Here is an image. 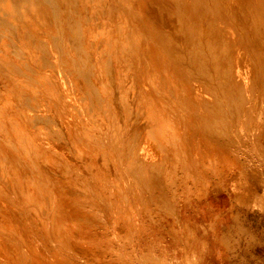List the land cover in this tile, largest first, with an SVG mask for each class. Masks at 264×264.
I'll list each match as a JSON object with an SVG mask.
<instances>
[{
    "label": "bare ground",
    "instance_id": "obj_1",
    "mask_svg": "<svg viewBox=\"0 0 264 264\" xmlns=\"http://www.w3.org/2000/svg\"><path fill=\"white\" fill-rule=\"evenodd\" d=\"M9 1L5 0V3L9 5ZM15 15V20L6 21L7 25L10 23L22 28L47 26L48 29L50 26L62 27L59 32L54 28L57 33L52 32L53 27H50L51 31L43 30L44 33L39 30L42 35L36 31L37 27L35 29L32 27V32L35 34L28 33L34 41L41 43L35 47V49L39 47L37 50H40V53L36 55L39 51L36 54L33 52L38 62L44 64L43 68L39 66L44 69V72L38 73L37 77L41 76V79L45 77L48 80L47 82L44 79L47 87L60 91L58 80L61 77L59 78V75L76 72L83 80L81 86L84 96L79 101L85 100V106H82V109L77 99H72L71 96L74 94L69 95L71 98L68 97L66 103L79 116L83 112L84 117L87 116L90 122L94 117L95 120L91 123L98 129L108 127L109 131L113 130L114 137L105 140L101 135L90 136L86 128L84 130L75 128L78 137H71L73 133L69 125L73 122L70 116L63 112L66 106L52 109V116L40 115L37 112V119L44 121L43 127L47 128L48 140L54 143L56 150L52 154L54 159L52 162L51 160L41 161V165L38 164L39 162L34 163L35 168H33V164L25 157L27 154L16 156L6 148V146L13 149L16 147L13 136L16 133L12 125L7 124L5 128L0 126V133H4L7 137L4 143L0 142V170L5 174L3 176L5 184L12 182L18 185L26 198L23 202L34 201L42 205L43 216L48 219L49 215L54 223L51 228L47 220L38 213L30 211L28 206H20V204L18 206L15 201L13 202L14 198L10 197L9 192L7 193L5 184L0 183V264H68L70 260L60 257L56 251L59 245L67 249L86 248L104 229L127 232L132 225L128 218L136 219L135 214L139 213L137 206L141 202L139 199L147 195L144 191H152L149 193L153 201L156 195L160 197L159 195L163 194L156 193V188L161 187L160 182L162 180L165 182L168 173L172 170L169 171L167 155L166 160H161L163 164L159 159L163 157L162 154L165 157L166 152L170 153L169 162L171 161L172 164L177 163L178 157H180V163L185 164L186 154L192 153L197 159V165L203 167L206 166V162L213 163L219 174H222V171L218 170L219 165L230 170L235 168L236 170L233 171L236 176L233 186L231 185L232 189L240 175H243L245 177H242L243 181L247 182L248 163L243 157L241 158L244 162L241 160L239 152L245 150L244 153H247L249 149L246 143L249 141L260 144L259 141L264 140V0H32L31 5L19 8L15 11ZM64 26H70L73 32L66 34ZM84 26L87 28L106 26V29L104 31L100 29L99 33L93 36L88 33L89 28L86 31L83 30ZM16 31L17 34L14 32L17 35L16 38L24 37L20 35L18 29ZM26 38L29 36L26 35ZM26 40L25 42H29ZM121 40L129 41V43ZM67 42L69 45L66 44ZM135 44L137 46L140 44L142 47L138 46V48ZM17 45H8L7 48H11L13 56L21 54L19 55V57L22 56L21 65H16L8 60V57L7 63L9 66L15 65L18 74H22V77L40 83L36 76L28 72V69L31 71L35 66L31 67L29 63L28 56L31 57L32 54L25 53L32 50L29 49L31 44L27 47L28 49L24 44L23 47ZM67 45L73 50H66ZM107 45H111L109 53L104 47ZM35 49L33 47L32 51ZM139 49L142 51L139 52ZM139 54H141L140 58ZM104 56L109 64L104 65L102 61ZM19 57L16 56V59ZM54 58H57V61H54ZM4 60L1 62L5 65ZM31 60L34 59L31 58ZM5 70L9 71L6 68ZM10 71L12 72L8 73L13 74L14 70ZM18 74L11 78L14 80ZM93 76L100 80L95 81ZM26 79V82L23 81L22 84L27 86V83L29 85L31 83L32 86L34 82ZM64 79H67L66 75ZM123 79H126L128 85ZM70 82L72 84V81ZM108 82L115 84L117 91L122 95L121 100L113 98L114 101H111L106 91ZM34 84L36 86L37 83ZM39 86H36L37 91H40ZM0 87L3 85L1 84ZM152 89L155 90V94L151 92ZM118 92H116L117 95ZM29 93L31 95V91ZM9 97L11 99V96ZM24 98L28 99H26V102L28 101L26 105H24L25 99L24 104L22 105L21 102L19 105H22L21 109L25 114L27 112L30 114V110L37 111V103L38 110H42V101L40 103L37 100L36 103L33 99L36 103L34 104L30 101V97ZM115 101H117V107H111ZM128 104L136 107V111L130 109L133 112L131 117L129 115L131 119H126L125 110ZM8 113L13 114L12 110H8ZM67 117L68 120H66ZM87 119L85 120L88 122ZM141 119L144 120L143 123H139L143 121ZM35 122L38 124V121ZM2 123L0 124L4 125ZM13 123L17 125L16 121ZM129 123L131 126L132 124L140 125H135V129L128 132ZM35 125L36 129L38 125ZM54 125L55 128H52ZM117 126L121 131L114 130ZM27 129V126L20 128L19 134L22 133L25 136ZM187 129L191 130L192 134ZM222 135L229 136L231 139L235 138L238 143L237 149L232 150L230 148L232 146L229 147L231 145L229 141L227 142L229 145L223 141L220 143L219 138ZM26 136L25 142L34 143L35 135L32 132L27 133ZM168 137L172 138L171 145L168 144ZM56 142L61 143V147ZM260 150L264 151V145H261ZM83 160H85L84 164ZM64 165L69 169L77 166L78 173L74 172L75 169L73 171L70 169L71 172L67 173L73 175L74 172V176H64L62 174L65 172ZM195 167L193 165L194 169ZM201 170L196 172L192 170V172L201 174L203 173ZM59 178L85 181L90 186H81L79 189L77 185V189L66 186L68 188L66 191L65 186H59ZM173 181L171 183L175 184L176 182ZM15 188L18 189L17 186ZM182 190L185 191L184 188ZM189 190L188 193L191 191ZM67 195H70L68 197H72L76 204L69 203L66 200ZM175 195L177 194H171V192L163 194L164 198L169 199H162L165 201L163 202L165 206H168L171 198V201L176 198ZM178 195L177 197L181 198L183 194ZM130 197L133 198V202L127 201ZM162 200L159 199V201ZM156 201H158L157 198ZM148 203L152 204V202ZM73 206L74 209H72ZM151 211L153 213V210ZM137 222L140 226L139 232L143 233V225L139 220ZM60 237L65 238L61 244ZM72 239L77 244L71 243Z\"/></svg>",
    "mask_w": 264,
    "mask_h": 264
},
{
    "label": "rangeland",
    "instance_id": "obj_2",
    "mask_svg": "<svg viewBox=\"0 0 264 264\" xmlns=\"http://www.w3.org/2000/svg\"><path fill=\"white\" fill-rule=\"evenodd\" d=\"M37 1H40V0H37ZM95 1H99V0H95ZM31 2H32V0H10L9 5H7V3H5V0L0 2V5L4 6V7L0 6V50H1L0 51L1 52L0 57L2 59L1 60L2 62L4 60L3 58H5L4 63L6 62L5 65L7 66L6 67L0 61V75H2V76H0L1 77L0 78V85L1 84L3 85V87H0V105L2 104L0 106V108H1L0 109V123L3 122L2 124H4V125L0 124V126L2 128H5V126H7V124L8 125L11 124L15 130L14 133H16L13 135L15 138L16 147L13 149L12 147L6 146L7 150L9 151V149H10L12 153L16 154V156H20V155L23 156L24 154H27V156H25L26 159L29 160L33 164L32 165L33 168H35L34 163L39 162L38 164L41 165L42 164V163H40L41 161L51 160V162H52L54 160L52 157V154H53L54 150H56V147L53 145L54 143L48 140L49 135L47 134V128L43 127L44 121H39L37 119V117H38L37 112L40 113V115H46V116L51 115L52 116V114H53L52 109H56V107L58 109H60V108H62V107L64 108L66 106L64 108L65 110L63 109V112L66 113L68 116H70L71 121L73 122V124L69 125V127L71 128L72 133H73V135L71 137H73V138L78 137V134L76 133L75 128H81L82 130H84V128H86L88 133H90V136L101 135V136H103V138L105 140H109V138L114 137L113 136L114 134H112L113 130L109 131L110 129H108V127H103L101 129H98L93 123H91L93 120H95L94 117H93V119L91 118V122H90L87 119L88 118L87 116L84 117L83 112L79 116V114H77L76 111L73 110L72 108H70V105L66 103L67 102L66 99L68 97L69 98L72 97V99H74V100L77 99L76 101L80 104L81 107L85 106V104H84L85 100L83 102L79 101L80 98L82 96H84L83 95L84 93L82 92L83 88L81 86L83 80L81 78H79V76L77 75L76 72H75L76 74L75 73L69 74V75L65 74L66 78H67L66 80L64 79V77H65L64 74L63 75L61 74L64 77L59 75V78L61 77L58 80L60 83L59 84L60 91L56 90L55 88L47 87L46 81L44 80V79H46L45 77L43 79H41L42 78L41 76H39L40 78L37 77L38 73L44 72V69H42L43 68L42 65H44V64H41V62H38L39 60H37L38 58L36 57V55H38L40 53V50H37V49H39V47H37L35 49L36 45L38 46V44H41V43H40V41L37 42V40H35L37 42L36 43L34 41V38L30 37L29 34H32V35L35 34L32 32V30L35 29L36 27H37L36 31H38L41 35H42V33H44L43 30H49V31L52 30V32H56V31L59 32V30L62 29V27L59 26L57 28V26H50L51 28L53 27V29L50 30V27L48 29L47 26H46L47 28L46 27L44 28V26H30L31 28L28 26H24V28H22V26L16 27V26H14V24H10V23L8 24L9 25L8 26L6 21L15 20V17H16L15 11L18 10L19 8H25L26 5L27 6H29V4L31 5ZM13 3H14V5H13ZM12 26H14V27H12ZM32 27H34V28L32 29ZM74 27L77 28V26H74ZM93 27H95V26H93ZM93 27L92 26L88 27L91 31L93 29L92 32L85 26H84L83 30L86 31L88 29L87 30L88 33L95 36L94 34L99 33L100 29H101V31H104V29H106V26H102L101 28H100V26H96L97 28L96 27L93 28ZM16 28L18 29V32L20 31L19 32L20 35L21 34L24 35V37L21 35L23 38H21V39L16 38L17 37V35H16L17 29ZM54 28L56 31L54 30ZM63 28L66 30V34L73 32L70 26H67V27L64 26ZM22 29H23V32H22ZM96 29H98V30H96ZM24 30L25 31L27 30V31L25 32ZM39 30H41L42 33ZM14 32H16V34ZM29 32H31V33H29ZM26 35L29 36V38H26ZM34 37H35V35H34ZM12 38H14V40H12ZM3 39H5V40H3ZM25 39H27L26 41H29V42H25ZM31 39H33V40H31ZM1 41H3V42H1ZM15 41H16V43L18 42L21 44H18V43H17L18 45L16 43L14 44ZM23 41L25 43H23ZM30 41L31 42L33 41V42L30 43ZM121 41H123L124 43L126 42L125 40H121ZM127 42L129 43V41H127ZM131 43H134V42H131ZM7 44L11 45V46L17 45L18 47L20 45H21V47H23V44H24V46L26 48L31 44L30 45L31 47H29V49H32V50L34 47L35 51L30 50L31 53H30V51L25 52L28 55L32 54L31 57L26 54L30 59V62H29L31 64L30 66L32 67V65L33 66L35 65L34 67H32L33 70L31 69V71H30V69H28L29 70L28 72H30V74L32 76H36V78L39 79L40 83L36 82L35 80L32 81L31 79L29 80L28 78L26 79V78L22 77V74H18L19 72H17V68L15 67V65L9 66V63H7V60H6L7 57H8L7 58L8 60H11L13 63L20 66L22 63V56L19 57V55H21L19 53V55L18 54L14 55L15 56V58H14L13 53L10 50L11 48L9 47L10 49H8ZM25 44H27V45H25ZM32 44H34V45H32ZM66 44H68V42ZM3 45H5V46L7 45L6 48L8 50H10L11 53L10 52L7 53L8 50H6V48H4L5 46H3ZM68 45L66 46V48H68L66 50L72 51L73 49ZM110 46H108V45L104 46L108 53H109V51H111ZM138 46H141V45L138 44ZM138 46L136 45V47H138ZM26 48H25V50H26ZM107 48H108V50H107ZM2 49H4L5 51ZM141 49H139L140 50L139 52H141L143 50V49L142 50ZM2 51H3V53H2ZM33 52L35 54H36V52H38V53L35 55V54H33ZM107 52H106V54H107ZM6 54H8V55H6ZM133 54L132 55L130 54V55L132 57H135ZM16 56L19 58L16 59ZM57 57H58V55H57ZM138 57L140 58L141 54H139ZM31 58L34 59L33 60V61H35L34 64H32L33 61L31 60ZM54 59H55L54 61H57V58H54ZM18 60H20V61H18ZM31 61H32V63H31ZM102 61L104 62V65L109 64V62L105 56L103 57ZM17 62H19V63H17ZM39 63H40V65H37ZM2 64L5 66V68L7 70H9L8 72H12L10 70H14L13 74L12 73L9 74L5 70V68ZM39 66L42 68H40ZM9 68H11V69H9ZM15 68H16V70H15ZM38 69H40V70H38ZM1 70L4 72H2ZM15 71H16V73H15ZM32 71H35V72L31 73ZM1 73L5 74V75H3ZM6 74H8L7 77H6ZM17 74H18V76H15V77L18 78L20 75L21 78L19 77L17 79L18 81L15 80L16 78L13 80L11 77L14 78V75H17ZM33 74H35V75H33ZM9 75H11V76H9ZM93 77H95V79H94L95 81L97 79H99V78L96 79V76H93ZM25 79L27 81L29 80V81H32L34 83H37L36 86L40 85L39 86L40 91H37L38 89L36 88V86H34L35 85L34 83H32L33 87L31 86V83H30V85H29V83H27V86H26V84H22L23 81H25ZM10 80L14 81V83L11 82ZM19 80H22L20 82H21L22 86L24 85V87H23L24 89L22 88ZM79 80H81V81H79ZM16 81L18 83H16ZM70 81H72V84ZM123 81H125V83H127L126 79L125 80L123 79ZM47 82H48V80H47ZM67 82H69V83H67ZM15 84L19 85L21 88L19 86H17V87L20 89H23V90L20 91V89H18ZM112 84H113L112 82L111 83L108 82V84H106L107 95L108 96L110 95L109 97L111 98V101L113 100V98H115L114 100H116V98L118 100H121L122 95L117 91V89H116L117 87H115V84H113V87L111 86ZM11 85H12V91H11ZM28 85L30 87H28ZM79 85H80V88H79ZM127 85H128V83H127ZM26 87H27V89H26ZM63 87H64V89H63ZM7 88H9V90ZM29 88H34L35 90L32 89L33 90V92H32V90H30ZM17 89L19 90L18 92H17ZM115 89H116V92H118V95L115 92ZM1 90L3 91V93ZM29 90L31 91V95L29 93L30 92ZM24 91H25V93H24ZM36 91L39 92L40 94L39 93L36 94L37 93ZM67 91H68V93H67ZM154 91L155 90L152 89L151 92L153 94H155ZM8 92H9V94H8ZM20 92H22V94ZM34 92H36V93H34ZM5 93L8 95V97ZM115 93H116V95H115ZM72 94H74V95H72ZM69 95H72V96L70 97ZM9 96H11V99ZM26 96L31 98V100H30L31 102H33V99L35 100L36 103H37V100L40 103L42 101V103H43L42 110L39 111L38 110L39 109L38 103L36 104L35 102H33L34 104L37 105V111L30 110L31 111L30 114L28 112L25 114V112L22 111L21 108H22V105L24 104V99H25L24 105H26V103L28 102V101L26 102L27 98H24ZM35 96H37V97H35ZM73 96H74V98H73ZM51 97H54V98L52 99ZM21 102H22V105L20 104L21 105L20 106L19 103H21ZM114 103L115 104L112 103L111 107H113V106L117 107V101H115ZM125 105H127V104H125ZM131 105L132 104H128V108L125 110V112L127 113L126 119H131V118H129V115L131 117V115L133 114V112H132L133 109H134V111H136V107L134 108V106L132 105L133 106L132 107ZM83 107H82V109H83ZM2 109H4V110H2ZM17 109H19L20 112ZM130 109H132V111ZM8 110H10V111L12 110V113L15 115L8 113ZM4 111H6L7 113ZM21 111L24 115L20 114ZM2 112H4V113H2ZM130 112H131V114H130ZM66 114H65V116H67ZM33 115H35L36 117ZM85 119H87L88 122ZM20 120L22 121V123ZM66 120H68V117L66 118ZM82 120L85 122H83ZM141 120H143V119H141ZM14 121H16L17 125L15 123H13ZM35 121H38V124ZM40 122H42V123H40ZM143 122H144V120L139 121V123H143ZM34 123L38 125V127H36V129L34 127V125H35ZM37 125H35V126H37ZM135 125L139 126L140 124H132V126H131L129 123V128H128L129 131L128 132H132L135 129L134 128ZM26 126L30 130L29 131L27 129V133L31 134V132H32L36 136V140H35V136L33 137V141L35 144L32 143V141H26V142L24 141V140H26L25 137H27L26 136L27 133H25V136L22 133L19 134V129L22 127L26 128ZM106 126H108V125H106ZM18 127H19V129H18ZM187 127L189 128V126H187ZM52 128H55V125L52 126ZM114 130L121 131L119 129V126H117V128H115ZM187 130L189 133H191V130L190 131H189V129H187ZM17 131H18V133H17ZM43 134H44V136H43ZM45 134H47V135H45ZM3 135H4V133L3 134L0 133V139H1L0 142L1 143H4V140L7 138L6 135H4V136ZM110 135H111V137H110ZM31 137H32V135H31ZM224 137H226V139H224ZM124 138H125V136H124ZM218 138H219V136H218ZM228 138L231 140V142ZM170 139H172V138H169V137L167 138L169 145L172 144L170 142ZM234 139L235 138L231 139L229 136H223L222 135V137L220 136L219 141H220V143L223 141V143H226V145L231 144V145H229V147L232 146L230 148H232V150H235V148L237 149V147H238V143H237V140L236 139L234 140ZM259 142H260V144L249 141L246 143V146L249 149L248 150L249 152L247 151V153H244V152H246L245 150L244 151L241 150L242 152H239L240 158L243 157L244 160H246V162L248 163L247 164V172H246L247 182L243 181V179H242V177H244L243 175L238 176L237 181L234 183V189H232L231 185L234 181V177L236 176V173L234 172L236 170L235 168L230 170V169H227V167H225L223 165H219L218 170L222 171V174L221 173L219 174V173H217V171H216L217 169L215 168V164H213V163L206 162V166H203V167H201L202 165L201 166L197 165L196 164L197 159L194 158L195 156H193L192 153L186 154L185 164L180 163V160H179L180 157L177 158V163L172 164L171 161L169 162V160L171 159L169 157L170 153L166 152L165 157H164V154H162L161 156H163V157L159 158L160 161L161 160L164 161L168 157L167 162L169 164V166H168L169 171L171 169L173 170L175 168L174 169L175 172H174V170L173 171L171 170V172H170L171 174L168 173L169 178L167 177L165 179V182H164V180H162L160 182V184H161L160 188L161 189L156 188V193L170 194V192H171V194L174 193V194L178 195V193L180 192L179 195L185 194L184 196L185 197L188 196V198H185L183 195L181 198H179V197H177V195H175L176 198H174L173 201H171L172 198L170 199V202L171 203L173 202V203L171 204L170 202L167 201L169 204L166 203L168 206H165V204L163 203L165 201H163L162 199H166V198H164L163 194H161V195L158 194L160 197H158L157 195L155 196L158 201H159V199L162 201L158 202V201H156V198H155V201H153L154 200L153 197H150V193H149L150 190H147V191L145 190L144 192L147 195L145 193H143V194L146 195L147 197H149L150 199H148L146 196L140 197V199L141 198L143 199V197H144V199L143 200L139 199V201H141L140 203H138L139 206H137L139 209V213H138V215L135 214L136 219H134V220H131L128 218V221H130L132 223V225H131V227H129V230L127 232H122L119 230L109 231L108 229H104L103 232L98 233V237H96L93 240V242L89 243L90 245L86 248H76V249L69 248V249H67V248H64V246L61 247V245H59L58 248L56 249V251L58 252V255H60V257H62L64 259L68 258L70 260L68 262V264H264V151L260 150L261 145H264V140H261ZM56 143L59 144V147H61V143H58V142H56ZM233 147H234V149H233ZM166 155H167V157H166ZM189 157L191 158L192 161L195 159L193 162L194 164L190 163L191 160ZM187 158H189V159H187ZM243 158H241V160L244 162ZM188 162L190 163V166L188 165L189 164ZM84 163H85V160H83V164ZM163 163L164 162H162V164ZM83 164H82V166H83ZM183 164L185 166H183ZM192 164L194 165V167L196 166L195 169L193 168ZM64 167L65 168H63V169L65 172L62 174L64 176L66 175L67 177L74 176V174L78 173V170H79L77 168V166L72 167V168L70 167L71 171H73L75 169L74 170L75 173L73 172V175L71 173V175H72L71 176L70 173H67V172H71L70 169L66 168L67 167L66 165H64ZM78 167H81V166H78ZM100 168L103 170L102 167H100ZM76 169H78V170L76 171ZM200 169H202L201 171H203V173L193 174V172H196V170H200ZM145 170H149V169L145 168ZM189 170H190V172H188ZM192 170H193V172H192ZM172 172H174V173H172ZM177 173H179V174H177ZM190 174H192V175H190ZM4 175L5 174L2 173L0 170V183L3 185L5 184V182L3 180ZM144 175L146 177L148 176V174L147 175L144 174ZM170 175H172V176H170ZM173 175H175V176H173ZM193 175H195L196 177L198 175L199 177L196 178ZM205 175H207V176H205ZM178 176H182V177L180 178ZM174 177L176 178V180ZM206 177L208 179L209 178L210 179L208 180ZM220 178H221V180H225V181H221ZM178 179H180L182 181V183L180 180L178 181ZM72 180L73 179L59 178L58 179V181H60L59 186H62V187L67 186V187H72V188H76V189H77V186H78V189L81 188V186L82 187H85L87 185L90 186L84 180H82L84 182H81V181L78 182L76 180H73L74 182H72ZM172 180H174L173 182H176L177 184L176 183L172 184L171 183ZM162 182H164V184H162ZM60 183H62V185ZM78 183H80V184L78 185ZM128 183H130V182H128ZM167 184L170 185V188H168L169 185H167ZM175 185L177 186V188ZM4 186L6 188L7 193L9 192L8 194L10 195V197L14 198V199H12L13 202L15 201L18 204V206H19V204H20V206H22V205L28 206L30 211L38 213L42 218L47 220L49 223V226L51 228H53L54 223H52L51 217L48 215V219H46L43 216V212L41 210L42 205H40L34 201L30 202V203H24L23 200L26 199L23 196L24 192L18 188V185H15L12 182H6V184ZM16 186L18 189L15 188ZM163 188H164V190H163ZM171 188H173V189H171ZM182 188H184L185 191L182 190ZM168 189H171V190L168 191ZM188 189L191 190V191L189 190L190 191L189 193H188ZM65 190L68 191V188ZM61 191L63 192L62 189H61ZM159 191H161V192H159ZM150 192L152 193V191H150ZM68 196H70V195H67L66 200L71 204H73L72 202H74L76 204V201L72 197H71L72 198V200H71V198ZM145 198H147V199L145 200ZM166 200H169V199H166ZM127 201L133 202L134 200H133V198L130 197ZM148 202H152V204L149 205ZM143 205H145V206H143ZM146 206L150 209H146L147 208ZM169 206L171 208L172 207H174L175 209L177 208L176 209L177 211L174 208H173L174 210L169 208ZM140 207L143 209H141ZM144 208H145V211L143 212ZM72 209H74V206L72 207ZM151 210H153V213ZM154 211H156V213H154ZM137 220H139L141 222V224L143 225V228H144L143 233L139 232L140 226H139V223L137 222ZM60 239H61V241L59 243L61 244V242L65 238L60 237ZM84 242H87V241H84ZM71 243L77 244V242L74 239H72Z\"/></svg>",
    "mask_w": 264,
    "mask_h": 264
}]
</instances>
